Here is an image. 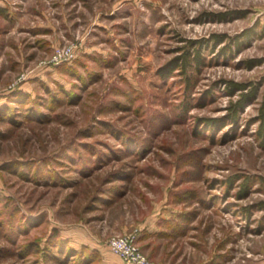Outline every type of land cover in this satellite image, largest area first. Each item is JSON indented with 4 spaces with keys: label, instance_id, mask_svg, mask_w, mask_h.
<instances>
[{
    "label": "rangeland",
    "instance_id": "obj_1",
    "mask_svg": "<svg viewBox=\"0 0 264 264\" xmlns=\"http://www.w3.org/2000/svg\"><path fill=\"white\" fill-rule=\"evenodd\" d=\"M0 3V264H264V0Z\"/></svg>",
    "mask_w": 264,
    "mask_h": 264
},
{
    "label": "trees",
    "instance_id": "obj_2",
    "mask_svg": "<svg viewBox=\"0 0 264 264\" xmlns=\"http://www.w3.org/2000/svg\"><path fill=\"white\" fill-rule=\"evenodd\" d=\"M6 7H0V17H6L7 16V11H6ZM197 46H200V42L198 41ZM192 54V52L187 51H183L180 55L176 56L173 60H171L168 65L166 67H164L163 69L160 70L161 74L163 75V77H168L170 76V74L175 71V70H185L188 67H191L193 64H195L196 62H200L201 58H200V51H199V47H197L196 49H194L193 51V56L191 57L190 55ZM61 66V65H60ZM245 84L243 83H230L228 85V89H234V90H242L244 89ZM257 90V86L254 85L253 87H251V89L249 90V93L251 96H253L256 93ZM14 94V93H13ZM15 96L22 98L21 96H26V94H20L19 92H16L14 94ZM26 98L28 99L29 96H26ZM258 118L260 120V125L258 128V133L259 135L263 138L264 137V97L261 101V104L258 108ZM179 216L177 217V219H173V218H168L166 219H162L163 221H165L164 223H166V227L168 229H170L171 231L175 230L178 226L177 221L179 220ZM164 234V233H163ZM61 242H64L61 240ZM55 245L57 248H60L61 244L60 243H55L53 244ZM63 249H66L67 252H76L75 254L79 253V255H83L85 256L87 263H90L91 259H93V256L95 254V251L90 250V251H86L87 248H82L80 250H76L72 247H70L69 245L66 244V242L62 245ZM85 252V253H84ZM93 255V256H92ZM92 256V257H90Z\"/></svg>",
    "mask_w": 264,
    "mask_h": 264
},
{
    "label": "built area",
    "instance_id": "obj_3",
    "mask_svg": "<svg viewBox=\"0 0 264 264\" xmlns=\"http://www.w3.org/2000/svg\"><path fill=\"white\" fill-rule=\"evenodd\" d=\"M72 56V48L69 47L53 54L51 61L54 64H58ZM137 238L138 234L136 232L116 235L107 241V246L124 264H157L138 249L136 246Z\"/></svg>",
    "mask_w": 264,
    "mask_h": 264
},
{
    "label": "crops",
    "instance_id": "obj_4",
    "mask_svg": "<svg viewBox=\"0 0 264 264\" xmlns=\"http://www.w3.org/2000/svg\"><path fill=\"white\" fill-rule=\"evenodd\" d=\"M0 7H5V3H0ZM47 31V30H46ZM158 226V225H157ZM155 223L152 222H148L145 226L141 227L140 229V233L138 234V240H145L146 238H150V237H154V236H158L160 235L161 231L160 228H158ZM88 244V243H87ZM86 244V245H87ZM90 248H92V246L89 245ZM99 248V247H98ZM101 250V249H100ZM107 250L109 251L110 249L107 248ZM115 255V254H114ZM118 261V264H124L118 256H116Z\"/></svg>",
    "mask_w": 264,
    "mask_h": 264
}]
</instances>
